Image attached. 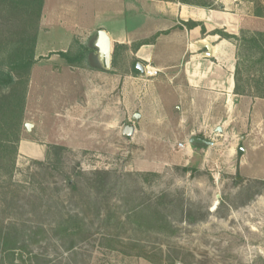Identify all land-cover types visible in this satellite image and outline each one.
Returning <instances> with one entry per match:
<instances>
[{
	"label": "rangeland",
	"instance_id": "rangeland-1",
	"mask_svg": "<svg viewBox=\"0 0 264 264\" xmlns=\"http://www.w3.org/2000/svg\"><path fill=\"white\" fill-rule=\"evenodd\" d=\"M203 2L237 21L238 16L245 31L264 29V0ZM257 10L261 17L252 19ZM20 29L16 18L0 12V41ZM230 32L239 36L238 31ZM44 38L35 55L55 57L58 52L51 49L64 46ZM73 44L64 52L84 48ZM87 53L84 66H65L66 84L76 83L66 90L57 115L47 113L48 108L30 113L38 99L45 106L55 99L50 84L40 83L46 68L39 65L44 71L34 73L36 84L30 91V110L24 109L20 141L39 145L40 154L23 155L18 148L10 177L4 169V159L10 156L1 155L0 228L19 234L20 250L13 258L0 252V264H264V101L257 102L258 115L250 111L241 116L243 124L234 138H228L233 135L230 129L222 136L201 129L214 146L199 153L186 171L178 146L169 144L185 143L188 134L176 126V115L154 132L162 136L158 144L146 143L143 126L132 120L133 114L145 115L136 97L143 82L129 87L132 79L112 67L99 71L101 66ZM133 61L127 59L125 69L137 77ZM155 70L156 78L161 72ZM83 75L90 81L80 83ZM253 76L254 68L242 64L240 77L248 93ZM79 101L88 111L81 117L70 115ZM257 118L262 123L257 125ZM125 126L137 128L135 138L121 135ZM69 128L75 136L81 129L77 145L68 146L64 140ZM53 146L63 151L56 156Z\"/></svg>",
	"mask_w": 264,
	"mask_h": 264
},
{
	"label": "crops",
	"instance_id": "crops-1",
	"mask_svg": "<svg viewBox=\"0 0 264 264\" xmlns=\"http://www.w3.org/2000/svg\"><path fill=\"white\" fill-rule=\"evenodd\" d=\"M251 18L258 19L253 15ZM237 19L238 21L232 14L217 10L160 0H43L34 52L36 54L42 45L41 37L42 39L45 37L46 42L52 37L54 44L63 45L64 47L51 49L58 53L64 52L67 48L72 50L73 43L77 42L84 47L81 49L87 50V54L95 58L102 68L99 71H107L97 45L98 33L103 31L110 42V67L123 72L121 74L127 79H132L129 81V87L136 88L137 82H143L141 96L136 97L142 100L145 115L138 114L134 121L139 120L138 125L143 126L144 140L146 143L153 141L158 144L157 140L162 139V136L154 132L167 127L170 122L167 118L176 115V126L188 132L183 140L185 147L179 149L177 144L171 142L169 144L181 151L183 168H187L193 161L196 163L198 160L196 156L199 153L214 146L212 142L210 146H191L188 143L190 138L197 137L208 141L205 134L199 133L201 129L203 131L213 129L214 135L221 136L230 129L233 135L228 138H234L239 134L237 131L239 125L243 124L241 116L247 117L250 111L254 116L258 115L255 109L257 102L264 101L248 94L235 93L236 46L232 41L214 34L215 31L228 32L227 34H230V31L233 33L238 31L239 34L241 27L238 16ZM190 21L202 24L205 32L201 33L200 26L188 29L183 25ZM138 43L141 44L136 46ZM51 55H35L36 62L31 69L25 111L30 110L28 100L31 97L30 91H33V85L36 84L34 73L36 69H40L39 65L46 68V74L40 83L50 84L48 90L53 91L55 99L50 101L48 106L39 103V99L33 102L31 114L44 113V109L48 108L47 113L57 115L66 90L72 89L76 83L71 80L67 82L68 85L66 84L65 78L69 74L65 66L78 68L84 66L82 63L70 66L57 55L55 57ZM38 59L40 60L37 61ZM127 59L129 61L134 59L132 67L135 65V69L136 64L144 68L141 64L144 61L161 73L152 78L136 69L138 73L134 75L137 77H133L129 68L127 71L125 69ZM43 68L40 69L41 72ZM87 77L83 75L80 83L90 81ZM119 84L118 78L117 85ZM88 93L86 90L83 91V98L86 100ZM85 103L87 105V101ZM81 104L79 101L75 105H70L73 110L70 115L81 117L85 110L88 111ZM260 118L259 115V120ZM71 119L73 118L70 116L69 121ZM259 120L256 121L257 125L262 123ZM131 127L133 139L138 130L134 126ZM218 129L221 133L216 132ZM80 130L79 136H75L72 128L65 132L64 140L68 146L77 145L75 141L82 139ZM18 148L23 155L40 154V146L28 140H21ZM230 152L231 150H228V153ZM242 152V149H239L237 154L241 157ZM153 161L156 159L151 160ZM202 165L199 162L197 169H202ZM241 166L239 164V167Z\"/></svg>",
	"mask_w": 264,
	"mask_h": 264
},
{
	"label": "trees",
	"instance_id": "trees-1",
	"mask_svg": "<svg viewBox=\"0 0 264 264\" xmlns=\"http://www.w3.org/2000/svg\"><path fill=\"white\" fill-rule=\"evenodd\" d=\"M183 5L199 7L209 10H220L212 8L203 0H160ZM43 0H0V12L16 18L21 26L17 33L4 41H0V158L1 155L10 156L4 159V169L7 177L12 175L17 156L18 144L20 142V128L25 109L27 89L30 73L35 64V42L38 31V23L42 13ZM254 17L260 18L259 11H255ZM192 29L200 26L204 33L202 24L187 22L183 24ZM222 39L232 41L236 46V69H235V93L240 95H251L264 100V29L245 31L241 29L239 36L230 35L221 31H215ZM141 43L136 44L139 46ZM116 50V47H115ZM87 50L80 49L79 52L56 53L68 65H81ZM254 68L255 77L251 80V91L248 93L242 86L240 67ZM248 67V66H247ZM133 72L138 73L133 67ZM251 87V88H250ZM57 156L63 148L51 147ZM188 168H185V170ZM186 170V171H187ZM10 229L0 228V252L6 253L7 257L13 258L15 251L20 250L19 234ZM65 231V229H64ZM12 264V263H11Z\"/></svg>",
	"mask_w": 264,
	"mask_h": 264
},
{
	"label": "water",
	"instance_id": "water-1",
	"mask_svg": "<svg viewBox=\"0 0 264 264\" xmlns=\"http://www.w3.org/2000/svg\"><path fill=\"white\" fill-rule=\"evenodd\" d=\"M98 48L100 50V58L104 59V65L106 69H109L110 67V42L106 36V34L103 31H100L98 33ZM136 69L140 71L143 75H145L144 68L140 64H136ZM138 118V114H134L133 120ZM25 127L28 129L29 126L26 124ZM216 132L221 133V131L218 129ZM133 134V128L131 126H125L122 131L121 135L123 137H131ZM189 145L195 146V145H204V146H210L211 142L199 139L197 137H192L188 141ZM215 209V206L213 207ZM213 209V210H214Z\"/></svg>",
	"mask_w": 264,
	"mask_h": 264
},
{
	"label": "built area",
	"instance_id": "built-area-1",
	"mask_svg": "<svg viewBox=\"0 0 264 264\" xmlns=\"http://www.w3.org/2000/svg\"><path fill=\"white\" fill-rule=\"evenodd\" d=\"M144 72L147 77H155L157 75V71L151 67H144ZM185 147L184 143L178 144L179 149H183Z\"/></svg>",
	"mask_w": 264,
	"mask_h": 264
},
{
	"label": "bare ground",
	"instance_id": "bare-ground-1",
	"mask_svg": "<svg viewBox=\"0 0 264 264\" xmlns=\"http://www.w3.org/2000/svg\"><path fill=\"white\" fill-rule=\"evenodd\" d=\"M213 207H214V206H213ZM213 207H212V210L214 209Z\"/></svg>",
	"mask_w": 264,
	"mask_h": 264
}]
</instances>
